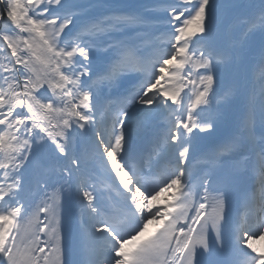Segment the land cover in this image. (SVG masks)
Instances as JSON below:
<instances>
[{"label":"snow or ice","instance_id":"1","mask_svg":"<svg viewBox=\"0 0 264 264\" xmlns=\"http://www.w3.org/2000/svg\"><path fill=\"white\" fill-rule=\"evenodd\" d=\"M264 0H0V264H264Z\"/></svg>","mask_w":264,"mask_h":264},{"label":"bare ground","instance_id":"2","mask_svg":"<svg viewBox=\"0 0 264 264\" xmlns=\"http://www.w3.org/2000/svg\"><path fill=\"white\" fill-rule=\"evenodd\" d=\"M258 246H264V242H261L260 245H258Z\"/></svg>","mask_w":264,"mask_h":264}]
</instances>
